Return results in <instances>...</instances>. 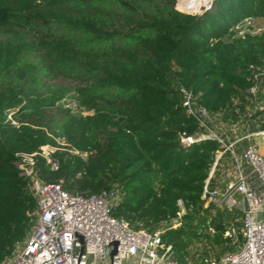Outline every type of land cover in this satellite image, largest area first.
<instances>
[{"label":"trees","instance_id":"trees-1","mask_svg":"<svg viewBox=\"0 0 264 264\" xmlns=\"http://www.w3.org/2000/svg\"><path fill=\"white\" fill-rule=\"evenodd\" d=\"M177 1L0 0V264L36 223L16 155L46 146L57 149L59 169L38 156L39 179L63 181L71 194L115 191L113 216L136 231H163L179 264L220 259L242 245V236L238 244L225 237L231 224L241 229L242 213L202 199L222 146H181L180 136L200 127L179 88L223 122L243 118L245 132L264 131V79L263 109L247 115L256 106L249 69L264 70V35L233 39L242 22L264 19V0H216L199 15L179 12ZM62 78L87 84L79 95L89 114L51 119L66 93L51 83ZM71 151L95 154L85 161Z\"/></svg>","mask_w":264,"mask_h":264},{"label":"built area","instance_id":"built-area-1","mask_svg":"<svg viewBox=\"0 0 264 264\" xmlns=\"http://www.w3.org/2000/svg\"><path fill=\"white\" fill-rule=\"evenodd\" d=\"M215 1L205 0L202 13L210 10ZM248 20L255 22L254 19ZM249 71L253 82L251 102L257 106L255 111H248L251 118L256 110L263 109L258 97L262 91L264 70L251 65ZM179 93L186 114L200 127V132L192 137L181 135V146L189 148L207 140L217 141L222 146L209 172L202 199L217 209L237 210L243 215L240 234L236 225L231 224L225 235L231 239L242 236L243 243L239 249L220 259L203 257L200 264H264V152L253 141L263 137L264 131L244 132L230 143L226 133L217 132L216 128L223 131L221 127L225 124L220 117L212 116L184 87L179 88ZM68 109L73 116L81 114L77 101L70 100ZM241 121L233 126L237 127ZM56 151L46 146L35 154L16 155L19 175L37 203L36 223L25 246L16 251L6 264H179L173 247L163 242V231H136L126 221L113 216L118 200L115 191L71 194L63 187V181L52 183L39 179L35 174L37 157L45 159L50 168L57 171L59 164L53 157ZM71 154L87 161L95 152L80 154L71 151ZM226 156L230 157L235 169V181L229 183L224 191L217 186L212 190L209 182L216 179L221 161ZM179 206L182 207L181 202ZM186 262L192 264L188 259Z\"/></svg>","mask_w":264,"mask_h":264},{"label":"rangeland","instance_id":"rangeland-1","mask_svg":"<svg viewBox=\"0 0 264 264\" xmlns=\"http://www.w3.org/2000/svg\"><path fill=\"white\" fill-rule=\"evenodd\" d=\"M183 2H185V0H178L177 1L176 10H178L179 12H182L185 14H190V15H199L204 10V6H203V4H201V7H200L201 10L199 9L200 12L198 11V12L192 13L191 11L190 12L187 10L184 11L182 9ZM263 31H264V19L255 20L254 23L249 21V20H246V21L242 22L241 24H239L238 27L234 30L235 34L233 36V39L243 37L244 35H253V36L259 35V36H261V35H264ZM51 85L58 86V87L62 88L63 90H66L65 97L61 101L62 103L60 105L57 104L55 108L48 111V114L51 116V119H54V120L65 115L66 112H69L68 102L70 100L77 101L80 105L79 91L87 86V84L83 81L69 79V78L59 79L56 82H52ZM254 111H250V112H254ZM87 114H89V112L86 110V108L81 107V114L75 115V117H81V116L87 115ZM11 121L15 122V120H11ZM223 123H225L222 125L223 127H221V128H223V131H221L222 129L216 128L217 132H219V134L226 133L227 134L226 136L228 137V140L230 141V143H232L236 139V137L242 136L243 133L245 132L244 131V125H245L244 119H243V121L240 122V124L237 127H234L233 126L234 124H231V123H226V122H223ZM253 141L255 143H257V145H259L260 149L264 152V136L254 138ZM245 170L249 172V170L247 168ZM234 181H235V169L233 167V164L231 162L230 157L226 156L221 161L219 170L216 173V179H215L216 186L220 190L224 191L226 189V186L229 183H232ZM236 227H237V225H236ZM238 229L239 228L237 227V231L239 233L240 230H238ZM238 237H240V235ZM234 242H235V244H238L239 238L234 239ZM24 246H25V244L21 245L17 249V251L19 249L23 248ZM238 249L239 248H237L236 251ZM200 250H202V249L200 248V246L198 244L197 245L195 244L193 246L192 252H193V260L194 261L198 262V259H199L198 253H202ZM195 252H196V254H195Z\"/></svg>","mask_w":264,"mask_h":264},{"label":"bare ground","instance_id":"bare-ground-1","mask_svg":"<svg viewBox=\"0 0 264 264\" xmlns=\"http://www.w3.org/2000/svg\"><path fill=\"white\" fill-rule=\"evenodd\" d=\"M204 2H205V0H185V2H183L182 9L184 11L185 10H187L189 12L191 11L192 13L198 12L200 7H201V4H203Z\"/></svg>","mask_w":264,"mask_h":264},{"label":"crops","instance_id":"crops-1","mask_svg":"<svg viewBox=\"0 0 264 264\" xmlns=\"http://www.w3.org/2000/svg\"><path fill=\"white\" fill-rule=\"evenodd\" d=\"M227 186H228V185H227ZM227 186H226V187H227ZM210 258H215V257L212 255Z\"/></svg>","mask_w":264,"mask_h":264},{"label":"water","instance_id":"water-1","mask_svg":"<svg viewBox=\"0 0 264 264\" xmlns=\"http://www.w3.org/2000/svg\"><path fill=\"white\" fill-rule=\"evenodd\" d=\"M113 255H115V253Z\"/></svg>","mask_w":264,"mask_h":264}]
</instances>
